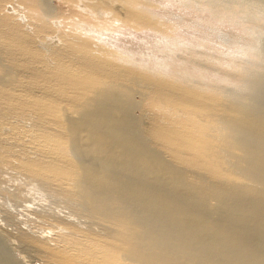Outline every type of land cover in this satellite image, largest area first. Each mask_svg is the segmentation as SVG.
<instances>
[{
  "label": "bare ground",
  "instance_id": "1",
  "mask_svg": "<svg viewBox=\"0 0 264 264\" xmlns=\"http://www.w3.org/2000/svg\"><path fill=\"white\" fill-rule=\"evenodd\" d=\"M242 1L264 15V0ZM257 38L259 68L242 79L239 90L227 89L209 114L211 146L227 165L222 169L237 180L180 165L173 153L142 134L145 123L138 112L149 115L143 101L152 104L157 92L173 101L174 87L163 90L153 80L135 77L127 84L113 75L124 74L125 68L105 69L96 59L105 70L95 71L98 87L78 102L54 99L66 138L59 140L66 149L57 152V163L25 145L13 151L4 142L7 128L0 121L3 153L25 167L15 187L23 186L24 196L31 198L21 207L7 197L6 208L15 206L17 213L0 217V264H42L30 252L43 253L50 264H58V256L64 264H93L98 248L93 241L99 239L108 254L111 243L112 256L128 264H264V35ZM11 81V72L0 70V83ZM178 97L177 106L196 101L185 90ZM27 119L24 125L32 129L46 124ZM38 169L44 182L35 179L42 176ZM79 238L92 242L83 256Z\"/></svg>",
  "mask_w": 264,
  "mask_h": 264
},
{
  "label": "rangeland",
  "instance_id": "2",
  "mask_svg": "<svg viewBox=\"0 0 264 264\" xmlns=\"http://www.w3.org/2000/svg\"><path fill=\"white\" fill-rule=\"evenodd\" d=\"M258 12L242 0H0V70L10 71L12 78L9 84L0 83L4 142L17 152L24 145L38 149L44 161L57 163V152L66 149L59 140L66 138L59 130L64 117L54 99L78 102L81 94L98 87L101 79L95 71L105 70L96 59L105 69L125 68L124 74L113 75L127 84L135 77L153 80L163 90L174 87L173 101L161 98L162 92L152 104L143 101L148 117L144 110L136 111L145 123L142 134L173 153L180 165L237 180L222 169L227 165L211 146L208 126L214 121L209 114L227 89L239 90L242 79L259 68L257 37L264 35V15ZM46 42L49 49L41 46ZM184 90L196 99L193 106L176 105ZM29 117L46 124L26 127L23 120ZM0 162V217L15 218V206L31 204L26 189L15 187L25 167L7 157L1 145ZM37 172L42 176L35 179L44 182V172ZM7 197L15 205L12 211L5 206ZM79 240L83 256L92 242ZM103 242L93 241L98 244L93 264H128L112 256L116 251L111 243L108 254ZM30 254L50 264L43 253ZM58 264H64L60 256Z\"/></svg>",
  "mask_w": 264,
  "mask_h": 264
}]
</instances>
